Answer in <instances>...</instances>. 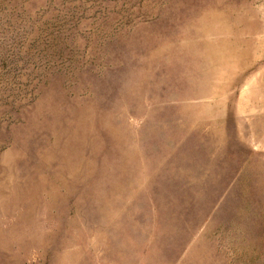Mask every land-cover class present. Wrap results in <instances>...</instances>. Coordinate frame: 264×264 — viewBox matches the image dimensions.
<instances>
[{
    "label": "rangeland",
    "instance_id": "374dc122",
    "mask_svg": "<svg viewBox=\"0 0 264 264\" xmlns=\"http://www.w3.org/2000/svg\"><path fill=\"white\" fill-rule=\"evenodd\" d=\"M0 264H264V0H0Z\"/></svg>",
    "mask_w": 264,
    "mask_h": 264
}]
</instances>
